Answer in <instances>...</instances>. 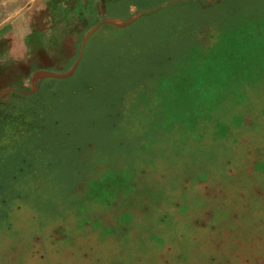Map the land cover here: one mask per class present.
<instances>
[{"label": "rangeland", "instance_id": "1", "mask_svg": "<svg viewBox=\"0 0 264 264\" xmlns=\"http://www.w3.org/2000/svg\"><path fill=\"white\" fill-rule=\"evenodd\" d=\"M118 1L0 0V264H264V0Z\"/></svg>", "mask_w": 264, "mask_h": 264}, {"label": "crops", "instance_id": "2", "mask_svg": "<svg viewBox=\"0 0 264 264\" xmlns=\"http://www.w3.org/2000/svg\"><path fill=\"white\" fill-rule=\"evenodd\" d=\"M126 1L131 2L130 6H126ZM121 0L118 2H111L108 6L109 15L112 18L130 15L132 12L140 9H147L164 3L167 0H152V3L140 2V0Z\"/></svg>", "mask_w": 264, "mask_h": 264}, {"label": "trees", "instance_id": "3", "mask_svg": "<svg viewBox=\"0 0 264 264\" xmlns=\"http://www.w3.org/2000/svg\"><path fill=\"white\" fill-rule=\"evenodd\" d=\"M238 102H237V104H239V103H241V102H243V101H245V100H248V93L245 91L244 92V94H241V93H239L238 92Z\"/></svg>", "mask_w": 264, "mask_h": 264}]
</instances>
